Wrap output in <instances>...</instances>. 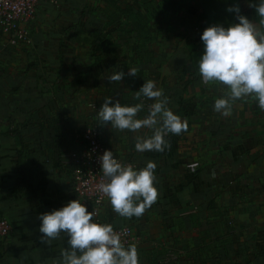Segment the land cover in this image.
Instances as JSON below:
<instances>
[{"label":"crops","instance_id":"obj_1","mask_svg":"<svg viewBox=\"0 0 264 264\" xmlns=\"http://www.w3.org/2000/svg\"><path fill=\"white\" fill-rule=\"evenodd\" d=\"M220 1L210 8L203 0L201 27L192 11L180 12L181 31H172L173 0H62L38 7L24 25L29 42L0 33V214L12 223L0 264H60L68 237L41 243L38 217L75 199L92 211L74 186L89 125L134 169L157 165L158 198L142 216L121 217L108 200L93 217L132 227L139 264H264V111L247 97L222 116L214 103L227 87L205 85L198 70L204 29L238 23L229 12L223 24ZM234 5L260 19L248 3ZM144 17L153 21L145 26ZM133 67L135 77L106 78ZM147 80L188 124L165 137L164 152L136 151L135 137L150 130L120 131L98 118L106 97L142 103L138 118L147 116L155 101L136 97Z\"/></svg>","mask_w":264,"mask_h":264},{"label":"clouds","instance_id":"obj_2","mask_svg":"<svg viewBox=\"0 0 264 264\" xmlns=\"http://www.w3.org/2000/svg\"><path fill=\"white\" fill-rule=\"evenodd\" d=\"M249 6L260 18L259 28L240 13L238 5H234L227 11L235 13L238 23L228 27L213 24L201 34L204 51L198 70L205 85L215 82L227 87L224 96L214 103V110L224 117L232 114V102L247 97L258 101L259 108L264 111V0ZM138 71L133 67L127 73L121 70L106 78L109 83L122 81L125 75L137 76ZM141 96L155 101L147 116L138 118L144 107L142 103L126 106L119 100L113 103L112 97H106L98 112L100 125L134 133L148 129L151 135L135 137L136 151L164 152L171 147L165 137L187 131V121L168 108L169 99L154 81H145L136 91V97ZM98 160L106 178L101 180L98 190L108 198L118 215L138 218L156 202L158 190L154 186V170L157 165L154 162L149 161L144 168L136 170L114 158L110 150H105ZM94 215L78 199L40 214L41 243L50 244L61 233L68 237V247L61 249L60 264H139L136 245L125 247L113 226L94 222Z\"/></svg>","mask_w":264,"mask_h":264},{"label":"built area","instance_id":"obj_3","mask_svg":"<svg viewBox=\"0 0 264 264\" xmlns=\"http://www.w3.org/2000/svg\"><path fill=\"white\" fill-rule=\"evenodd\" d=\"M62 0H0V33L8 36L11 44L30 41L28 29L24 26L29 23L43 3H60ZM83 148L76 156L78 166L74 171V186L78 194L92 202V211L97 215L101 207L108 201L99 190L101 180L106 179L100 169L99 156L107 150L101 133L96 125H89L81 133ZM114 158L124 165H132L120 156ZM113 226V225H112ZM121 236V242L127 247L134 243L135 236L130 225L113 226ZM12 232L10 219L0 214V243L7 241Z\"/></svg>","mask_w":264,"mask_h":264},{"label":"rangeland","instance_id":"obj_4","mask_svg":"<svg viewBox=\"0 0 264 264\" xmlns=\"http://www.w3.org/2000/svg\"><path fill=\"white\" fill-rule=\"evenodd\" d=\"M173 1H174V3H173L174 14H173L172 31H181V29H182L181 23L183 22V20L179 18V14L182 11H184V12L185 11H192V13L196 15V17L194 19L196 24L200 27L202 26L204 20L206 19V15L203 11H201V13H200V10H201V8L206 9V7H207L206 5H204L203 0H173ZM208 1H209V3H207L208 7L214 8V6H216L217 0H208ZM234 1H235V3H237V4L240 3L241 5H245L246 3H248V5H249L250 3H258L259 2V0H221L220 5L224 4L225 8H229V7H231V4ZM253 10H254V13H256L254 8H253ZM222 16H223V19H222L223 24L225 22L224 20L227 17H229V21H230L229 11L226 14L223 13ZM149 20L153 21L152 17H150V18L147 17V19L144 17V18H142V23L145 24V26H146L147 21H149ZM252 22L258 28L260 27L259 20L257 22L255 20H252ZM231 24H233V22Z\"/></svg>","mask_w":264,"mask_h":264}]
</instances>
